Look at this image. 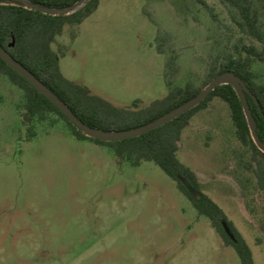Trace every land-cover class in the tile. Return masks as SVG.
<instances>
[{
    "label": "rangeland",
    "instance_id": "rangeland-1",
    "mask_svg": "<svg viewBox=\"0 0 264 264\" xmlns=\"http://www.w3.org/2000/svg\"><path fill=\"white\" fill-rule=\"evenodd\" d=\"M203 1L218 21L197 0H100L56 38L62 75L138 111L167 95L165 61L174 53L175 85L200 86L211 61L243 38L230 9ZM158 29L169 36L164 54ZM252 69L264 85V61ZM24 113L23 92L0 75V264H241L154 163L120 164L110 148L75 139L57 115L25 125ZM177 158L242 235L254 264H264V197L224 102L216 98L192 117Z\"/></svg>",
    "mask_w": 264,
    "mask_h": 264
},
{
    "label": "trees",
    "instance_id": "trees-1",
    "mask_svg": "<svg viewBox=\"0 0 264 264\" xmlns=\"http://www.w3.org/2000/svg\"><path fill=\"white\" fill-rule=\"evenodd\" d=\"M18 1L0 0V46L56 94L88 127L104 132L127 131L141 127L156 121L194 98L219 75L231 72L246 84L255 99L247 96L257 134L264 143V85L258 83L259 76L252 69L255 61H264V28L260 25L259 10V5L264 7V0H219L223 6L232 11L233 22L243 38L230 50L219 53L211 61L207 75L200 86L192 82H188L183 87L176 86L174 79L178 72L177 56L174 53L169 55L165 61L164 75L167 95L138 111L115 107L94 95L87 86L66 79L60 71V57L52 47L56 38L62 35L65 26H80L98 9L99 0H87L77 11L69 15L57 16L24 8ZM21 1L44 8L65 9L74 6L80 0ZM197 2L214 21H218L213 8L203 0ZM144 13L149 21L157 26L154 16L146 10ZM75 37V33H72V39ZM242 39H247L250 43L245 45ZM156 40L159 42L158 53L164 54L163 44L169 40V36L158 29ZM12 43L14 45L10 47ZM256 43L261 45V49L257 48ZM0 75L6 76L23 92L25 125L44 122L49 114H55L67 123L75 139L89 140L96 145L110 148L120 164L128 162L132 166H139L143 162L154 163L176 183L178 190L189 200L198 215L211 222L224 244L235 250L241 264H254L252 252L242 235L227 219L223 210L203 192L196 174L177 158L183 130L195 114L207 109L209 104L218 98L229 108L237 140L250 153V161L245 162L244 167L254 176L255 190L264 197V153L251 139L242 105L231 86L216 87L194 109L147 134L119 142H104L84 135L1 59ZM224 223L233 235V239L226 234ZM260 225L264 231V211Z\"/></svg>",
    "mask_w": 264,
    "mask_h": 264
},
{
    "label": "water",
    "instance_id": "water-1",
    "mask_svg": "<svg viewBox=\"0 0 264 264\" xmlns=\"http://www.w3.org/2000/svg\"><path fill=\"white\" fill-rule=\"evenodd\" d=\"M87 0H80L74 6L65 9H51L44 8L39 5H33L26 1L19 0V5L24 8L34 9L43 14L57 16V15H69L79 8H81ZM13 43L10 47H13ZM0 59L14 72H16L22 79H24L36 92L41 94L45 99H47L53 106H55L78 130H80L84 135L89 138L104 141V142H119L127 139L136 138L147 134L168 122L174 120L175 118L181 116L182 114L194 109L202 101H204L208 95L218 86L229 85L231 86L242 105L243 113L247 121V126L250 132L251 139L255 146L264 153V143L261 142L257 130L256 123L253 118L251 109L249 107L247 96H251L250 90L247 88L246 84L235 74L231 72H226L218 77H216L207 87H205L197 96L188 100L181 106L173 109L167 114L161 116L156 121L143 125L141 127L119 132H104L97 129H93L85 125L80 121L69 109V107L54 94L46 85H44L40 80H38L31 72L24 68L19 62H17L5 49L0 46ZM253 98V97H252ZM254 99V98H253ZM255 100V99H254ZM224 230L226 234L233 239L229 228L224 223Z\"/></svg>",
    "mask_w": 264,
    "mask_h": 264
},
{
    "label": "crops",
    "instance_id": "crops-1",
    "mask_svg": "<svg viewBox=\"0 0 264 264\" xmlns=\"http://www.w3.org/2000/svg\"><path fill=\"white\" fill-rule=\"evenodd\" d=\"M99 4H100V0H99ZM99 7V6H98Z\"/></svg>",
    "mask_w": 264,
    "mask_h": 264
}]
</instances>
